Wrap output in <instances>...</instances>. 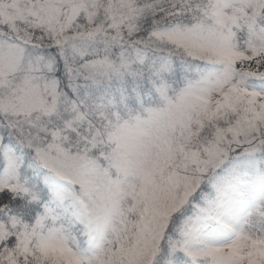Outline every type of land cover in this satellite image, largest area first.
I'll list each match as a JSON object with an SVG mask.
<instances>
[{"label":"snow or ice","instance_id":"snow-or-ice-1","mask_svg":"<svg viewBox=\"0 0 264 264\" xmlns=\"http://www.w3.org/2000/svg\"><path fill=\"white\" fill-rule=\"evenodd\" d=\"M0 264H264V0H0Z\"/></svg>","mask_w":264,"mask_h":264}]
</instances>
